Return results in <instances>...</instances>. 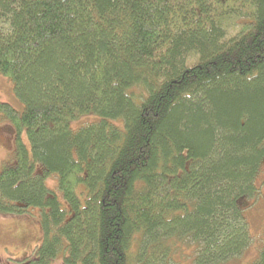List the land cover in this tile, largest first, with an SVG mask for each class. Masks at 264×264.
Returning a JSON list of instances; mask_svg holds the SVG:
<instances>
[{
    "label": "trees",
    "instance_id": "trees-1",
    "mask_svg": "<svg viewBox=\"0 0 264 264\" xmlns=\"http://www.w3.org/2000/svg\"><path fill=\"white\" fill-rule=\"evenodd\" d=\"M0 74L24 104L0 101L19 137L0 216L36 208L44 233L2 264H179L182 245L222 264L252 243L264 0H0Z\"/></svg>",
    "mask_w": 264,
    "mask_h": 264
},
{
    "label": "rangeland",
    "instance_id": "rangeland-1",
    "mask_svg": "<svg viewBox=\"0 0 264 264\" xmlns=\"http://www.w3.org/2000/svg\"><path fill=\"white\" fill-rule=\"evenodd\" d=\"M0 101L11 104L17 110H23L24 104L17 97L14 83L0 74ZM99 120L96 115H85L71 122L75 130L83 124ZM18 134L0 114V170L6 163L15 162V148L18 142ZM21 141L27 145L29 154L32 155L31 144L26 133L20 135ZM42 172V171H40ZM50 192H56L64 205L63 196L58 188V177L52 175L46 180ZM259 193L246 201L245 214L249 224V230L253 237L252 243L240 256L232 258L222 264H251L260 252L264 244V164L262 172L257 177ZM43 228L41 224V213L33 208L23 214H7L0 216V264L12 260H21L30 255L43 240ZM191 248L182 245L176 252L175 258L179 264H193L192 258L187 256ZM7 263V264H10ZM57 264H63L62 259Z\"/></svg>",
    "mask_w": 264,
    "mask_h": 264
}]
</instances>
